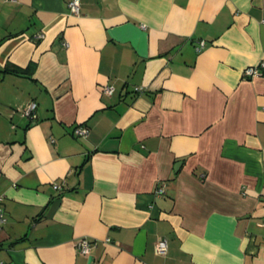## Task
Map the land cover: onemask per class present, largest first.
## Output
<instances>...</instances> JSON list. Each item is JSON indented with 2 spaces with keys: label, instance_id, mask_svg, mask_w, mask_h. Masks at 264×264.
<instances>
[{
  "label": "crops",
  "instance_id": "obj_1",
  "mask_svg": "<svg viewBox=\"0 0 264 264\" xmlns=\"http://www.w3.org/2000/svg\"><path fill=\"white\" fill-rule=\"evenodd\" d=\"M69 1L0 0V260L264 264V0Z\"/></svg>",
  "mask_w": 264,
  "mask_h": 264
},
{
  "label": "built area",
  "instance_id": "obj_2",
  "mask_svg": "<svg viewBox=\"0 0 264 264\" xmlns=\"http://www.w3.org/2000/svg\"><path fill=\"white\" fill-rule=\"evenodd\" d=\"M11 1H17V0H11ZM68 8L72 14L79 15L80 9H81V3L79 0H70L68 2ZM204 44H205L204 40L199 41L197 50H201L204 47ZM262 68H264V63H261L258 66H250V67L245 68L243 72V78L248 79L251 77H256V76L261 75ZM113 90H114L113 86L107 85L103 87L102 92L106 95H110L112 94ZM36 108H37V103L30 102L25 107H23L20 110V112L22 113L23 116L29 117L31 119H35L36 118V114H35ZM87 133H88V128L84 126H78L74 128V134L76 136H83V135H86ZM53 187L56 190L61 189V186L55 183L53 184ZM155 192L157 195L164 194L165 186L161 185L159 188H157ZM3 201H4V196L1 195L0 196V228H2L7 221ZM107 241H109V239H107ZM94 244H95L94 240L88 237H81L76 241L75 245L80 254L89 255ZM168 249H169V246H168L167 239L164 237L159 238L155 246L156 252L159 255L165 256L168 253ZM0 264H7V263L0 260Z\"/></svg>",
  "mask_w": 264,
  "mask_h": 264
},
{
  "label": "trees",
  "instance_id": "obj_3",
  "mask_svg": "<svg viewBox=\"0 0 264 264\" xmlns=\"http://www.w3.org/2000/svg\"><path fill=\"white\" fill-rule=\"evenodd\" d=\"M19 70V69H18ZM261 70H264V68H262ZM26 70H24V69H22L21 70V72H25ZM76 127H78V126H76Z\"/></svg>",
  "mask_w": 264,
  "mask_h": 264
},
{
  "label": "water",
  "instance_id": "obj_4",
  "mask_svg": "<svg viewBox=\"0 0 264 264\" xmlns=\"http://www.w3.org/2000/svg\"><path fill=\"white\" fill-rule=\"evenodd\" d=\"M180 163H181V162H179V163H177V164H176V167H175V169H177V166H178V165H180Z\"/></svg>",
  "mask_w": 264,
  "mask_h": 264
}]
</instances>
